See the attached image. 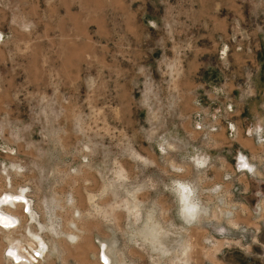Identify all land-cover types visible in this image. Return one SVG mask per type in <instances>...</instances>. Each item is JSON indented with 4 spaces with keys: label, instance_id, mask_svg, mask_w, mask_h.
I'll return each mask as SVG.
<instances>
[{
    "label": "rangeland",
    "instance_id": "1",
    "mask_svg": "<svg viewBox=\"0 0 264 264\" xmlns=\"http://www.w3.org/2000/svg\"><path fill=\"white\" fill-rule=\"evenodd\" d=\"M241 158L264 173V0H0V207L22 222L0 264L10 237L35 264H264Z\"/></svg>",
    "mask_w": 264,
    "mask_h": 264
},
{
    "label": "bare ground",
    "instance_id": "2",
    "mask_svg": "<svg viewBox=\"0 0 264 264\" xmlns=\"http://www.w3.org/2000/svg\"><path fill=\"white\" fill-rule=\"evenodd\" d=\"M250 166V165H249ZM19 196H21V198L20 199H18L19 198ZM6 197H7V195H6ZM16 197H17V199H18V202H20V200H22L23 198H22V195H11V201H15L16 200ZM4 198V197H3ZM9 199V198H8ZM4 200V199H3ZM3 200H1L0 199V201L2 202ZM23 201V200H22ZM0 202V203H1ZM5 202V201H4ZM16 202V204L17 205H19L20 203H17V201H15ZM15 202H14V204H15ZM262 202V201H261ZM259 204H261V203H259ZM21 205V204H20ZM1 206V205H0ZM16 206V205H15ZM14 206V207H15ZM195 205L193 204V203H191L190 205H187V208L188 209H194L195 210V207H194ZM260 206H262V205H260ZM18 207V206H17ZM3 209V208H2ZM13 209V208H12ZM16 210H18V209H16ZM21 210V209H20ZM189 211V210H188ZM21 212V211H20ZM22 212H23V209H22ZM189 212H192V211H189ZM233 212V211H232ZM13 213V212H12ZM18 214V213H17ZM15 221L17 222V223H20V219H16L13 215L12 216H10V215H8V214H4L3 212H1L0 211V223L2 224V225H4V226H6V227H11V231H14V230H16V229H18L20 226H13L14 224H15ZM73 222V221H72ZM22 223V222H21ZM20 223V224H21ZM75 226L77 227V225L75 224ZM16 228V229H15ZM73 234H74V232H72ZM76 235V234H75ZM91 243V242H90ZM11 244V243H10ZM31 246V249H34L33 248V246L32 245H30ZM35 247V246H34ZM7 248V247H6ZM6 250V249H5ZM37 250V249H36ZM106 250V249H105ZM8 253H10V255H12V256H14V257H16V258H22L21 256H25V257H27L31 262L29 263L28 262V264H34V261H35V259H37V262H38V260H39V258H37L34 254H32L31 252H29V251H27V249L25 248V247H23L22 245L21 246H19V245H17V246H9V248H8ZM186 251V250H185ZM23 252H25V253H23ZM38 253H40V254H42V252L41 251H39L38 250ZM187 254H188V252H187ZM186 254V255H187ZM190 256V255H189ZM104 257H105V260H106V262H107V264H110V259H109V257H108V255H104ZM34 258V260H32ZM99 258V257H98Z\"/></svg>",
    "mask_w": 264,
    "mask_h": 264
},
{
    "label": "built area",
    "instance_id": "3",
    "mask_svg": "<svg viewBox=\"0 0 264 264\" xmlns=\"http://www.w3.org/2000/svg\"><path fill=\"white\" fill-rule=\"evenodd\" d=\"M240 159V158H239ZM241 160H243L241 163L240 162H238V159H237V161H236V164H235V167H236V169H238V170H240V171H242V172H245V173H247V174H249V175H251V176H253L254 174H255V170H256V167L254 166V165H252V164H250V166H248L247 165V158H241ZM233 191H235L236 192V188H233ZM257 204V203H256ZM255 208L257 209V211L260 209L261 211H263L264 210V207L262 206L261 208H260V206L257 204V205H255ZM256 210H254V212H255ZM17 224V222L15 221V224L13 225V226H15ZM0 227H2V228H7L6 226H4V225H2L1 223H0ZM262 228H263V230H264V224H263V226H262ZM256 231L257 230H253L252 231V229H244V232H246V233H253L254 235L256 234ZM263 235H264V233H263ZM11 246V245H10ZM8 248H9V246L6 248L7 250H8ZM263 249H264V246H263ZM260 250H261V248H260ZM45 251V250H44ZM44 251H43V253L42 254H40V253H38V250H36V249H32V251H31V253L32 254H34L37 258H39V260H38V262L40 261V259L41 258H43L42 257V255L44 254ZM30 252V251H29ZM5 256H7L6 258L7 259H9V261L12 263V264H28V262L30 263L31 261L27 258V257H25V256H21L22 258L20 259V258H16V257H14V256H12V255H10V253H8V251H6L5 252ZM262 255L264 254V251L261 253ZM33 260V259H32ZM37 262V259H35V261H34V264L35 263H38ZM101 262L103 263V262H105L104 261V259L101 257Z\"/></svg>",
    "mask_w": 264,
    "mask_h": 264
},
{
    "label": "crops",
    "instance_id": "4",
    "mask_svg": "<svg viewBox=\"0 0 264 264\" xmlns=\"http://www.w3.org/2000/svg\"><path fill=\"white\" fill-rule=\"evenodd\" d=\"M237 170H238V169H237ZM233 171H234V172H233ZM232 172H233V173H237V174H246V175H247V173L242 172V171H240V170L236 171L234 165H233ZM256 172H257V171L255 170V173H256ZM256 174L258 175V176L256 177V178H257V181L260 182V184H261L262 186H264V173L262 174V173H260V172H257ZM248 177H249V176H248ZM249 178H250V177H249ZM254 180H256V179H254ZM262 191H264V187H262ZM5 192H6V194H9V195H8L9 197H11V195H12L11 193H7V192H8L7 190H6ZM253 195H254V193H253ZM253 195H252V196H253ZM252 196H251V197H252ZM262 196H263V200H264V193H263ZM243 198H244V197H243ZM244 206H245V207H248V209L251 208V205H250V204H246V203H245ZM0 211L3 212L4 214H8V215H10V216L13 215L16 219H17V218L19 219V216H18V214H16V213H12L11 211L8 212V210L6 211V210H4V209H1V207H0ZM9 231H11V230H9ZM14 239H15L14 237H10V239H9V244L11 243L10 245H12L13 243H14V244H18V245L21 244V245H23V246H26V248H27L28 245L26 244V241H23L21 238H17V239H20V240L17 241V242H14ZM25 244H26V245H25Z\"/></svg>",
    "mask_w": 264,
    "mask_h": 264
},
{
    "label": "clouds",
    "instance_id": "5",
    "mask_svg": "<svg viewBox=\"0 0 264 264\" xmlns=\"http://www.w3.org/2000/svg\"><path fill=\"white\" fill-rule=\"evenodd\" d=\"M194 209H189V211H193Z\"/></svg>",
    "mask_w": 264,
    "mask_h": 264
}]
</instances>
